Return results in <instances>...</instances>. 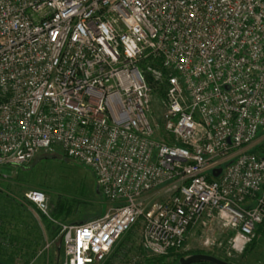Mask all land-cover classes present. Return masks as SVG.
Instances as JSON below:
<instances>
[{
  "label": "built area",
  "instance_id": "built-area-1",
  "mask_svg": "<svg viewBox=\"0 0 264 264\" xmlns=\"http://www.w3.org/2000/svg\"><path fill=\"white\" fill-rule=\"evenodd\" d=\"M53 147L109 204L61 225V264H102L136 224L150 256L196 222L243 252L264 226V0H0V165Z\"/></svg>",
  "mask_w": 264,
  "mask_h": 264
},
{
  "label": "rangeland",
  "instance_id": "rangeland-1",
  "mask_svg": "<svg viewBox=\"0 0 264 264\" xmlns=\"http://www.w3.org/2000/svg\"><path fill=\"white\" fill-rule=\"evenodd\" d=\"M152 109L150 119L152 122H156V125L158 123L162 126L160 121L161 107L158 104L156 94L153 95ZM155 136L158 138L166 137L160 127L155 130ZM257 142L248 149L252 151H254V148H258L257 150L259 151L262 150L263 140ZM97 186L94 174L88 166L67 157L60 148L53 147L38 152L27 163L0 165V210L3 208L1 210V212H5L3 215H14L19 218V216L24 214L15 212L11 207L20 208L27 204L33 205L25 198V193L29 189H39L46 194L49 217L38 211L34 205V210L31 208L30 210L35 215L37 224L42 227L44 232V239H38L40 244L35 246L36 252L41 255L45 254L47 259L44 264H49L50 261L47 263V260L53 255L54 247L60 243V228L62 224L86 221L100 216L106 211L109 205L108 201L103 197L100 190L97 191ZM150 198L153 200L164 199L158 193L153 194ZM58 201L63 205L59 215L55 211ZM68 205L73 208V212L67 217ZM47 226L53 227L54 232L52 234H50ZM45 227L48 229H45ZM206 235L213 236L215 244H204L203 240ZM230 235L231 233L227 230L205 228L196 222L189 228L185 242L186 251L187 253H209L219 258L223 257L222 259L225 258L236 264H264V236H258L259 240L254 249L242 255L243 252L236 254L231 251L228 246ZM123 236L132 239L133 246L129 245L132 251L129 252V257L125 256L127 253L123 254L121 260L119 259L117 262L126 263L127 261V263L131 262L134 264L139 259V255L143 254V258L150 256L140 246L138 224L126 231L119 241H122ZM128 249L125 250L128 252ZM28 264H32V262Z\"/></svg>",
  "mask_w": 264,
  "mask_h": 264
},
{
  "label": "crops",
  "instance_id": "crops-1",
  "mask_svg": "<svg viewBox=\"0 0 264 264\" xmlns=\"http://www.w3.org/2000/svg\"><path fill=\"white\" fill-rule=\"evenodd\" d=\"M30 208L34 210V207L31 204L23 205L20 208L11 207L15 212H19V214L21 212L24 214L23 216H19V218L14 215H3L5 214V212H1L3 208L0 210V264H28L30 262H32V264L46 263L47 256L45 254L41 255L40 253H37L35 249V246L40 244L38 239H44V232L42 231V227L37 224L36 217ZM47 227H45V229H48ZM49 231L50 234L54 232L52 226L49 227ZM118 241L102 264H132L131 262L127 263V261L126 263H122L121 261L117 262L119 259L121 260L123 254L127 253L125 256L129 257L128 254L132 251L129 245L133 246L132 239L123 236L122 241ZM125 249H128V252ZM142 259L143 254L139 255V259H137L136 262H139ZM49 261V264H61L60 243L58 246L54 247V253L51 258L47 260V263Z\"/></svg>",
  "mask_w": 264,
  "mask_h": 264
},
{
  "label": "trees",
  "instance_id": "trees-1",
  "mask_svg": "<svg viewBox=\"0 0 264 264\" xmlns=\"http://www.w3.org/2000/svg\"><path fill=\"white\" fill-rule=\"evenodd\" d=\"M257 149L258 148H254V152H259V150H257ZM97 191H99L98 187H97ZM62 207H63V205L61 204V202L58 201L56 203V206H55V211L57 212L58 215L60 214ZM72 212H73V208L70 205H68L67 212H66L67 217L69 215H71ZM78 222H80V221H78ZM75 223H77V222H75ZM258 236H264V226L262 224L257 226V228L255 230V235L250 240V242L246 245L242 255H245L246 253H248L252 249H254V247L257 245L258 240H259ZM189 254H191V253H186V252L181 253V252L170 251L167 256H148V257L143 258L139 262H135L134 264H177L180 257L187 256ZM168 259H170V260H168ZM225 260H227V259H225ZM229 262H231V261H229ZM198 263L209 264L207 262H198ZM233 264H236V263L233 262Z\"/></svg>",
  "mask_w": 264,
  "mask_h": 264
},
{
  "label": "water",
  "instance_id": "water-1",
  "mask_svg": "<svg viewBox=\"0 0 264 264\" xmlns=\"http://www.w3.org/2000/svg\"><path fill=\"white\" fill-rule=\"evenodd\" d=\"M219 172H220V168L213 170L212 174L214 176H217ZM198 262H207L209 264H233L215 255L209 253H202V252H196V253H191L187 256H182L179 258L177 264H195Z\"/></svg>",
  "mask_w": 264,
  "mask_h": 264
}]
</instances>
